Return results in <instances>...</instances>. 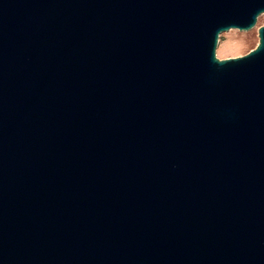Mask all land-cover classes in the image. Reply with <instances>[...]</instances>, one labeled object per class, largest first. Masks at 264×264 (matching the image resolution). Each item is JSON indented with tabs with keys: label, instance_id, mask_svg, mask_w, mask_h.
<instances>
[{
	"label": "water",
	"instance_id": "obj_1",
	"mask_svg": "<svg viewBox=\"0 0 264 264\" xmlns=\"http://www.w3.org/2000/svg\"><path fill=\"white\" fill-rule=\"evenodd\" d=\"M264 0H0V264H264Z\"/></svg>",
	"mask_w": 264,
	"mask_h": 264
},
{
	"label": "rangeland",
	"instance_id": "obj_2",
	"mask_svg": "<svg viewBox=\"0 0 264 264\" xmlns=\"http://www.w3.org/2000/svg\"><path fill=\"white\" fill-rule=\"evenodd\" d=\"M262 26H264V15L258 18L256 26L249 31L231 29L221 33L216 47V58L227 60L247 55L258 45V29Z\"/></svg>",
	"mask_w": 264,
	"mask_h": 264
}]
</instances>
